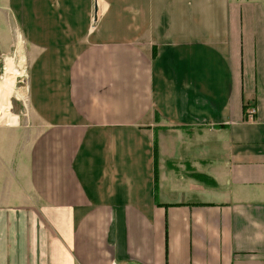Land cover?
<instances>
[{"label": "crops", "instance_id": "crops-1", "mask_svg": "<svg viewBox=\"0 0 264 264\" xmlns=\"http://www.w3.org/2000/svg\"><path fill=\"white\" fill-rule=\"evenodd\" d=\"M6 59L0 264H264V0H0Z\"/></svg>", "mask_w": 264, "mask_h": 264}, {"label": "rangeland", "instance_id": "rangeland-1", "mask_svg": "<svg viewBox=\"0 0 264 264\" xmlns=\"http://www.w3.org/2000/svg\"><path fill=\"white\" fill-rule=\"evenodd\" d=\"M10 60L11 59H6L4 72L2 71L3 61H1L0 63V70H1L0 72L1 73L3 72V75L0 80V91L2 87L3 88L6 87V85L2 84L3 80L9 79V77L6 76V72L8 69L7 67H9L10 63L12 64L11 66H13L15 69L18 70L19 74L14 77V82L12 84L13 87L11 89V93L10 94L9 93L0 94V117H3V118L5 117V119H3L2 121L0 120L1 122L0 125L5 126V127H0V138H4V139L6 138L5 141L0 142V151H1L0 153H5V155H8L7 152L11 148L12 155H14V157L20 155L17 158L19 159V158H25L28 152V149H29V145H30L29 139L33 135L32 131L29 129V126H28L27 116L24 115L26 114L25 112L26 110L25 83L27 80V63L28 62L22 61L20 64L22 67L16 68V66H19L18 60H16L15 62L16 66L13 64L12 60L9 63ZM17 94H19V96L21 97L20 99L17 96ZM8 114H11L15 123L14 122L12 124L6 123L7 121L6 117L8 116ZM13 115L15 116V118ZM8 125H12V126H8ZM12 137H14L13 140L15 138H18V140L11 142L10 140L12 139ZM11 143H12V147L9 148L8 144H11ZM17 159H16V163H17ZM24 164H25L24 161L19 162L17 165L16 164L13 165L9 162L6 163L5 161V165L1 166L0 178L4 182V185H5L4 191L5 193L11 194V195L13 194L15 196L14 197L15 202L19 201V198H21V194H19L16 191L17 186H16V181L14 179V175L16 174L17 169L18 168L21 169L22 168L21 166H24ZM5 201L8 203L13 202L10 197L5 198Z\"/></svg>", "mask_w": 264, "mask_h": 264}, {"label": "bare ground", "instance_id": "bare-ground-1", "mask_svg": "<svg viewBox=\"0 0 264 264\" xmlns=\"http://www.w3.org/2000/svg\"><path fill=\"white\" fill-rule=\"evenodd\" d=\"M11 62V60L9 61V63ZM12 64L10 63L9 67H7V72H6V76L9 77V79H4L2 84L6 85L5 88H1L0 94H5V93H11V89H12V84L14 82V77L17 76L18 70L15 69L13 66H11ZM8 95V94H7Z\"/></svg>", "mask_w": 264, "mask_h": 264}, {"label": "built area", "instance_id": "built-area-1", "mask_svg": "<svg viewBox=\"0 0 264 264\" xmlns=\"http://www.w3.org/2000/svg\"><path fill=\"white\" fill-rule=\"evenodd\" d=\"M4 68H5V64H3V68H2V71L4 72ZM3 72L1 73L0 72V80H1V77H2V75H3ZM254 114V110H251L250 112H249V116H251V115H253Z\"/></svg>", "mask_w": 264, "mask_h": 264}, {"label": "trees", "instance_id": "trees-1", "mask_svg": "<svg viewBox=\"0 0 264 264\" xmlns=\"http://www.w3.org/2000/svg\"><path fill=\"white\" fill-rule=\"evenodd\" d=\"M154 154H155V151H156V145H155V143H154ZM156 182H157V180H156V175L154 174V187H156Z\"/></svg>", "mask_w": 264, "mask_h": 264}, {"label": "water", "instance_id": "water-1", "mask_svg": "<svg viewBox=\"0 0 264 264\" xmlns=\"http://www.w3.org/2000/svg\"><path fill=\"white\" fill-rule=\"evenodd\" d=\"M95 13V12H94Z\"/></svg>", "mask_w": 264, "mask_h": 264}]
</instances>
